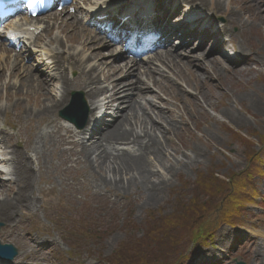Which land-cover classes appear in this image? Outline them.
Listing matches in <instances>:
<instances>
[{
    "label": "bare ground",
    "instance_id": "bare-ground-1",
    "mask_svg": "<svg viewBox=\"0 0 264 264\" xmlns=\"http://www.w3.org/2000/svg\"><path fill=\"white\" fill-rule=\"evenodd\" d=\"M135 1L137 0H84V3L90 6L86 10L88 16L96 17V13L109 9L112 4L124 9ZM155 1L160 3L164 0ZM182 1L186 5H193L197 10L207 9L211 16L216 13L224 15L228 28L237 26L244 31L249 24L248 28L254 30L259 41L254 42L249 37V50L242 46L239 59L231 53L227 43L222 42L224 35L231 34L227 27L223 34L211 35L219 42L215 44L210 41V45L226 56L224 62H230L234 67L230 73L225 71L222 63L209 58L210 55L182 61L178 54L169 51L154 55L152 62L158 66L153 68V63H115L117 58L123 57L119 47L114 48L118 56H114V49L107 54L99 52V45H110L104 44L105 39L84 26L76 15H71L70 20L68 17H64L62 21L46 19V25L45 19H40L39 23L24 20L18 27L20 32L16 38L24 44L33 40L31 45L44 51H34L31 54L37 66L43 69L42 76L36 74L38 70L34 69L32 64L24 62L21 53L12 56L10 51L0 44V100L1 92H4L5 102V105L0 104V113L7 112L9 106L15 109V117L9 121L15 134L11 136L7 130L0 127V161L5 166L11 165L7 175L12 177L8 181H0V218L8 225L12 238L22 240L30 249L40 247L38 240L32 235L21 239L15 229L17 222L13 210L20 202V199L16 198L18 193L16 195L15 189L19 190L24 176L28 177V174H24V168L27 166L33 170L36 164V178H40L42 171L49 165V157L57 153L62 164H74L76 172L82 177L86 175L92 179L98 190L105 189L109 194H122L133 189L138 191L140 186L144 192H140L142 198L147 196L146 201L156 200L170 184L167 177L179 173L183 163L192 165L199 156L198 148H194L191 156L183 153L184 159H177L175 156L179 151L173 148L174 161H171L164 147V143L177 138L183 131L181 126L184 124L181 121L190 109L185 107L183 101L189 103L190 107L191 100L193 105L202 111L204 106L211 103L205 89L210 87L212 82H215L217 92L225 90L224 82L219 83L220 76L229 77L234 85L239 86L237 79L263 73L262 62L256 58V53L264 49V0H244L242 10L237 7L226 9L225 0H217L212 4L208 0ZM251 9L252 15L248 12ZM181 12V6L178 5L170 17L173 18ZM244 15L248 16L245 22L242 19ZM128 16L130 15H125ZM156 21H160V18ZM42 25L45 26L42 28ZM10 28L15 29L12 24ZM182 29L183 36L190 34L188 39L200 40L197 49H201L210 36L207 32H193L190 27ZM54 30L57 33L52 37ZM168 33L169 31L165 33L167 42L170 41ZM107 56L112 59L104 61ZM69 70L77 72V76L70 78ZM131 76H135L134 82L127 88L126 78ZM101 77L103 82L108 84L107 87L101 85ZM127 90L130 91L131 97ZM73 91L84 93V98L90 106L91 121L98 110L100 112L103 109L106 117L116 105L112 110L115 119L113 125L102 134L103 118L93 132V141L88 147L79 139L84 133L75 132L62 125L60 119H56L57 112L68 104ZM190 91H193V94L188 97L186 94ZM147 92L153 93L154 100L144 95ZM122 94L126 95L125 101L128 103L124 110H121L120 106V102H123L120 98ZM102 97L105 98L100 101ZM209 97L213 100L217 96L211 94ZM32 99L33 105H23L24 102L31 104ZM176 100L181 102L183 111L177 112L170 107V103ZM243 100L253 102L249 96ZM153 101H156V105ZM223 113L228 118H234L229 111ZM21 127L24 130L22 140L19 139ZM28 152L34 154L35 160L28 157ZM154 168H161L165 175L154 173ZM31 194L33 192L30 193L27 206L34 211L38 207L35 196L32 198ZM261 235L264 237V232H261ZM221 244L224 246V242L221 241ZM24 261L21 257L16 264H26ZM28 264L44 263L37 261Z\"/></svg>",
    "mask_w": 264,
    "mask_h": 264
},
{
    "label": "rangeland",
    "instance_id": "rangeland-1",
    "mask_svg": "<svg viewBox=\"0 0 264 264\" xmlns=\"http://www.w3.org/2000/svg\"><path fill=\"white\" fill-rule=\"evenodd\" d=\"M236 1L232 4L242 10L245 1ZM248 12L252 15V9ZM247 18L244 15L243 22ZM248 26L244 36L234 28L240 37L235 48L244 41L249 50V37L259 41ZM256 54L263 70L264 49ZM220 81L225 84L223 92L216 91L215 82L205 89L211 107L201 111L191 100L190 107L183 101L190 108L181 121L184 125L179 124L183 131L165 141L164 147L171 161L173 148L179 151L177 159H184L183 153L191 156L194 148L199 156L192 165L183 163L179 173L167 177L170 184L158 199L146 201L140 186L138 191L122 194L98 190L86 175L76 170L65 173L55 153L40 178L28 166L24 168L28 177L15 189L20 202L13 216L22 229L21 239L31 234L42 248L38 253L22 240L5 239L8 244L23 257L27 251L35 253L30 260L40 259L44 264H262L264 237L255 231L264 232V71L237 79L239 86L225 75ZM152 94L144 95L154 100ZM248 96L252 103L243 100ZM33 103L32 99L27 105ZM180 103L173 101L170 107L183 111ZM153 171L165 175L161 168ZM31 192L38 207L34 211L27 206ZM0 222L5 228L1 218Z\"/></svg>",
    "mask_w": 264,
    "mask_h": 264
},
{
    "label": "snow or ice",
    "instance_id": "snow-or-ice-1",
    "mask_svg": "<svg viewBox=\"0 0 264 264\" xmlns=\"http://www.w3.org/2000/svg\"><path fill=\"white\" fill-rule=\"evenodd\" d=\"M38 2V0H32V4H30L29 6L31 7L32 5L36 4Z\"/></svg>",
    "mask_w": 264,
    "mask_h": 264
},
{
    "label": "trees",
    "instance_id": "trees-1",
    "mask_svg": "<svg viewBox=\"0 0 264 264\" xmlns=\"http://www.w3.org/2000/svg\"><path fill=\"white\" fill-rule=\"evenodd\" d=\"M126 251H127V250H126ZM152 252L155 253L156 251L153 250ZM154 257H155V256H154Z\"/></svg>",
    "mask_w": 264,
    "mask_h": 264
}]
</instances>
